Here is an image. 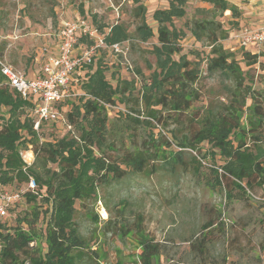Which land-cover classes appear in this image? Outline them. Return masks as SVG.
I'll return each instance as SVG.
<instances>
[{"label":"trees","instance_id":"16d2710c","mask_svg":"<svg viewBox=\"0 0 264 264\" xmlns=\"http://www.w3.org/2000/svg\"><path fill=\"white\" fill-rule=\"evenodd\" d=\"M120 1L114 0L116 4ZM202 1L212 7L199 8L201 16L193 21L191 32L197 41L209 47L205 75L199 64L182 52L178 42L180 31L173 25L174 18L186 15L187 0H169L167 8L154 11L153 18L158 23V43L152 49L156 69L150 82L141 83L139 97L133 95L134 80L120 79L121 84L114 87L106 76V67L100 60L96 62V55L81 67L74 98L66 99L73 100L72 109L59 107L62 116L58 120L42 122L40 129L35 130L38 98H23L5 84L0 71V183L19 189L27 186L30 176L37 182L36 191L28 190L23 196L30 210L20 211V201L0 219V264H103L99 254L87 250L89 244L76 221V204L95 200L100 182L111 175L112 179L121 180L128 174L111 159L108 151L112 144L107 143L109 115L125 110L121 103L126 105V100L137 105L127 110V115L138 123L160 121L162 109L179 113V119L185 114V123L196 121V132L177 142L178 150L173 156L183 163V151L190 149L199 165L208 163L207 156L215 158L210 166L227 197H232L233 188L251 195L254 189L264 190V94L254 88L251 76V68L259 62L260 55L242 48L238 58L222 42L229 36L230 28L218 16L229 11L230 23L238 26L242 14L238 6L229 0ZM51 11L54 15V9ZM146 11L144 4L132 10L139 20L136 35L141 40L155 35L146 20ZM86 24L99 33L104 29V25H98L99 31L98 27ZM129 33L124 23L112 25L104 34L105 47L100 49L113 50L110 47L128 40ZM5 44L0 40L2 60ZM213 76L219 79L218 87L203 90L202 84L198 86L201 79ZM75 98L80 102H75ZM140 101L144 103L143 112ZM198 102L204 104L195 106ZM142 113L147 116L143 121ZM171 141L167 145L172 146ZM24 150L34 153L31 164L25 161ZM149 155L148 151L138 149L125 154L122 163L134 173L150 174L153 170L149 169ZM218 158L222 163L217 164ZM12 220L16 224H11ZM39 221L45 222V245L39 241ZM215 225L211 220L204 224L205 229ZM135 232L139 235L140 264H158L161 243L145 230Z\"/></svg>","mask_w":264,"mask_h":264},{"label":"rangeland","instance_id":"374dc122","mask_svg":"<svg viewBox=\"0 0 264 264\" xmlns=\"http://www.w3.org/2000/svg\"><path fill=\"white\" fill-rule=\"evenodd\" d=\"M230 2L240 4L242 14L238 26L230 23L229 11L219 15L225 27L231 31L240 26H258L259 20L249 15V0ZM139 4L146 6V20L155 32L149 40L136 35L139 20L132 10ZM168 6L169 0H121L119 4L114 0H0V36L4 38L0 40L6 42L4 59L8 62L13 59L19 69L32 72L36 50L43 44L38 31L47 29L49 23L57 28L62 21L80 19L95 27L104 25L102 31L98 27L103 36L112 25L124 23L130 37L119 43V51L100 49L95 58L106 67V76L114 87L121 84L120 79L134 80L136 98L142 94L141 83L150 82L156 69L152 49L158 43V23L153 18L154 11ZM211 7L202 0H187L186 15L173 19L174 27L180 31L178 42L182 52L199 64L202 75L206 74L209 47L196 40L191 26L201 16L199 8ZM241 50L234 51L238 58ZM261 56L251 68V76L254 88L264 94V56ZM78 79L75 75L71 92H78ZM200 84L207 90L218 87L220 82L213 76L201 79ZM66 99L58 108L72 109L73 100ZM203 104L198 102L195 106ZM121 105L125 110L109 115L107 143L112 144L108 151L111 159L128 174L121 180L112 179L111 175L100 182L95 200L76 204V221L89 244L88 252L95 255L94 250L103 258V264H140L139 235L135 230H145L162 245L158 264H264V190L254 189L251 195L233 188L229 198L226 189L216 183V173L210 166L215 158L211 155L207 156L208 163L199 165L193 160L195 153L186 149L184 162L177 160L173 156L178 150L177 142L191 138L198 127L196 121L185 123V114L179 119V113L162 109L160 121L138 123L127 115V110L137 105L127 100L126 105ZM140 108L142 112L145 109L142 101ZM146 117L142 113L140 120ZM170 140L172 146L166 143ZM138 149L150 154L149 169L153 170L150 174L134 173L122 163L125 154ZM27 151H23L24 159L33 162L34 153L31 151L29 156ZM216 162L220 164L222 160L218 158ZM24 202V199L20 202V211L30 210L31 206ZM208 220L216 224L211 229H205ZM11 224L16 222L12 220ZM36 228L39 241L45 245L42 232L45 222L39 221Z\"/></svg>","mask_w":264,"mask_h":264},{"label":"built area","instance_id":"2783aa9c","mask_svg":"<svg viewBox=\"0 0 264 264\" xmlns=\"http://www.w3.org/2000/svg\"><path fill=\"white\" fill-rule=\"evenodd\" d=\"M79 30L94 38V42L74 54L78 42L77 31ZM57 36L59 38L58 52L49 55L42 65L40 73L34 77L26 76L21 70L0 59V71L5 77V84L15 88L23 98H29L32 95L38 98L34 111L35 130L40 129L42 122L56 121L62 116L57 105L66 98L76 95L75 92L69 90L75 73L81 70L82 66L90 63L100 48L105 47L104 36L84 21H64ZM234 38L241 48L246 50L252 45L263 44L264 25L254 30H244L236 34ZM110 48L119 51V43L113 44ZM25 161L27 164H31V161L26 159ZM36 189L37 182L32 176L25 188L11 189L0 183V219L8 215L9 208L13 204L22 201L26 191H36Z\"/></svg>","mask_w":264,"mask_h":264},{"label":"crops","instance_id":"0c3cea01","mask_svg":"<svg viewBox=\"0 0 264 264\" xmlns=\"http://www.w3.org/2000/svg\"><path fill=\"white\" fill-rule=\"evenodd\" d=\"M249 1H250V3H249V5H247L248 11L250 13L249 15H252L251 16L252 19L257 18L259 20L258 26H256L255 28H248L246 26H240L239 28L231 30L229 32V36L222 41L225 48H227L229 50L235 51L238 48L241 49V46L239 45L238 41L234 38V36L236 34H239V33L243 32L244 30H254V29H257L260 26L264 25V0H249ZM232 4H235L239 8L241 7V5L238 4L237 2L232 3ZM240 10H241V8H240ZM78 21H84V20L79 19ZM63 22L64 21H62V23H60L59 28L62 26ZM58 31H59V29H55V28L53 29L52 24H50V23H49V26L47 27V29H45L44 31H38L37 35L42 37L43 44L41 45V47H39L38 50H36V55L33 59L34 66H33L32 72L27 73V72L19 69L17 66H15L16 61L13 59H10V62H8L5 59L4 60L6 62L10 63L11 65H13L18 70H21L24 74H26V76L34 77L35 75L40 73L41 67L46 62L49 55H51L52 53L58 52V47H59V38L57 36ZM77 35H78V42H77V45L75 47L74 54L79 53L81 50H83L84 48H86L90 44H92V43L88 44V42H89L88 40H90V42L94 41V38H91L90 36L85 35L82 32V30L77 31ZM263 45H264V43L259 44V45H252L249 47L248 50H251L252 52H256V53H260L261 51H263L260 53V56L262 55L261 57H263L264 56V48H262ZM80 72H81V70H78L75 73V75L78 77V73H80ZM78 80H80V79H78Z\"/></svg>","mask_w":264,"mask_h":264}]
</instances>
